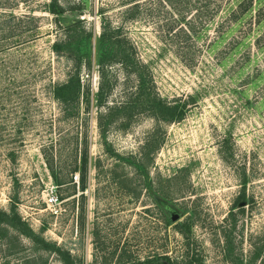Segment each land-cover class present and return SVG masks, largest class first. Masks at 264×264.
<instances>
[{
	"label": "rangeland",
	"instance_id": "374dc122",
	"mask_svg": "<svg viewBox=\"0 0 264 264\" xmlns=\"http://www.w3.org/2000/svg\"><path fill=\"white\" fill-rule=\"evenodd\" d=\"M232 1L208 20L205 0H58L60 16L51 0H0V217L17 223L1 224L0 264H264V0L238 21ZM117 27L149 98L116 60L101 76L98 38ZM74 75L80 95L61 102ZM150 98L187 103L183 118L129 108Z\"/></svg>",
	"mask_w": 264,
	"mask_h": 264
},
{
	"label": "trees",
	"instance_id": "16d2710c",
	"mask_svg": "<svg viewBox=\"0 0 264 264\" xmlns=\"http://www.w3.org/2000/svg\"><path fill=\"white\" fill-rule=\"evenodd\" d=\"M168 2L171 0H167ZM235 2V0L232 1V3ZM236 4H232L231 7L228 8V18L231 17L233 21H238L240 18L248 14L253 10V3L254 0H240L236 1ZM222 0H205V3L203 5L204 7V15L210 17L208 20H213V16L216 13V10L213 9V6L217 7V9H221L223 6H221ZM137 6V5H135ZM212 8V9H211ZM48 11L60 16L64 13V9L62 5L59 4L58 0H51V3L48 6ZM256 16H258V22L262 21V17L264 16V13L262 14L260 10L256 12ZM227 19V18H226ZM183 20V19H182ZM81 19H71V25H74V27L81 23ZM223 23V22H222ZM70 27V26H69ZM71 29L68 28V31ZM189 30V29H188ZM110 35L107 36L106 30L101 33V35L98 38V58L97 62L99 63L101 67V76L102 78L105 76L106 70L104 69V66L108 64V61L110 59L116 60L120 63V65L124 68V70L127 72V74H133L137 78V86L139 87L141 94L145 92V95L147 98L146 90L150 91V88H153V85H148L151 83V72L148 69L147 65L143 64L137 57L135 56L134 47L132 43L128 40V37L121 35L122 29L120 27L110 29ZM184 32H186L183 29ZM71 37V36H70ZM69 37V38H70ZM88 48H87V54L88 56V65L89 67L92 65V62L94 61L92 57V39L93 36L91 33L88 34ZM73 41H56L54 44V50L57 53L63 52L64 48L74 47ZM107 47H110L109 51L107 52ZM81 50V49H79ZM95 50V49H94ZM81 53V52H80ZM79 53V54H80ZM108 53L110 55L108 56ZM109 58V59H108ZM77 82V84H76ZM99 95L103 97V94L105 91H107V87L103 84L100 85ZM150 86V87H149ZM54 95L58 100L61 102H67L70 100V98L74 99L77 98L78 95H80V81L77 76L74 75V77L70 78L66 83H63L61 85L56 86L54 90ZM145 104L146 107H142L143 110H149L150 114L153 115L155 118L162 120V121H174V120H180L183 118L187 103H177L173 106L168 105L167 103H164L161 99L156 98H150L147 100H139L136 101V103L129 105V108H132L134 110L136 107H138L136 104L140 105ZM128 108V106L126 107ZM87 160L84 158V164L86 165ZM248 183V177L244 175L241 186L242 191L238 197V206H241L240 201L242 199L246 198V186ZM170 206H164L162 205L163 210L169 214V209L172 208ZM6 222L7 226H16L17 223H15L11 218L6 216V219H2L0 217V230H1V224ZM47 244H50L46 242ZM51 248H54V246H50ZM60 254L63 255V260L66 261L67 258L70 257V254L65 251L62 252L59 248L56 249ZM183 260H181L182 262ZM205 264L201 259H198V257L193 256L187 260L185 264ZM176 261H173L172 258L167 254H158L157 256L147 258L146 260L137 263V264H176Z\"/></svg>",
	"mask_w": 264,
	"mask_h": 264
},
{
	"label": "built area",
	"instance_id": "2783aa9c",
	"mask_svg": "<svg viewBox=\"0 0 264 264\" xmlns=\"http://www.w3.org/2000/svg\"><path fill=\"white\" fill-rule=\"evenodd\" d=\"M75 179L76 181H78V175L75 176ZM46 204L52 211L58 210V207L61 204V200L54 189H51L47 194Z\"/></svg>",
	"mask_w": 264,
	"mask_h": 264
},
{
	"label": "water",
	"instance_id": "95a60500",
	"mask_svg": "<svg viewBox=\"0 0 264 264\" xmlns=\"http://www.w3.org/2000/svg\"><path fill=\"white\" fill-rule=\"evenodd\" d=\"M169 215L172 221H177L180 218V214L172 208L169 209Z\"/></svg>",
	"mask_w": 264,
	"mask_h": 264
}]
</instances>
